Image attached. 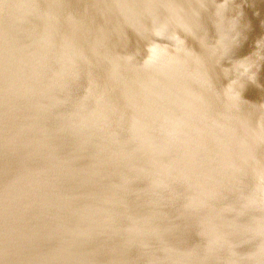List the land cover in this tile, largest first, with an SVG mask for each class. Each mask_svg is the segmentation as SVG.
I'll return each mask as SVG.
<instances>
[{"label":"water","instance_id":"water-1","mask_svg":"<svg viewBox=\"0 0 264 264\" xmlns=\"http://www.w3.org/2000/svg\"><path fill=\"white\" fill-rule=\"evenodd\" d=\"M0 264H264V0H0Z\"/></svg>","mask_w":264,"mask_h":264}]
</instances>
